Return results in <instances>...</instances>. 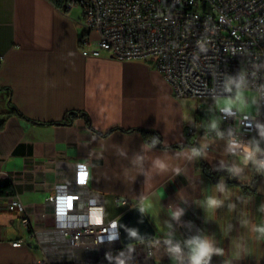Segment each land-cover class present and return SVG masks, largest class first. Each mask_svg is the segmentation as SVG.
<instances>
[{
  "label": "crops",
  "instance_id": "0c3cea01",
  "mask_svg": "<svg viewBox=\"0 0 264 264\" xmlns=\"http://www.w3.org/2000/svg\"><path fill=\"white\" fill-rule=\"evenodd\" d=\"M81 16L51 0H0V264H174L166 241L197 234L224 249L211 264H264L256 231L264 226V174L245 166L229 139L208 137L205 127L189 134L182 102L148 60L85 56ZM138 129L158 131L164 147ZM178 144L186 146L170 147ZM204 162L229 173L214 179ZM59 185L78 214L92 198L103 203L93 223L140 206L155 237L93 245L82 236L73 246L58 224L79 217L58 221L48 200ZM16 195L25 211L7 207ZM208 197L223 204L206 209Z\"/></svg>",
  "mask_w": 264,
  "mask_h": 264
},
{
  "label": "built area",
  "instance_id": "2783aa9c",
  "mask_svg": "<svg viewBox=\"0 0 264 264\" xmlns=\"http://www.w3.org/2000/svg\"><path fill=\"white\" fill-rule=\"evenodd\" d=\"M63 9L82 10L88 34L81 40L85 56H109L119 60H151L163 73L178 98L218 100L251 90L257 110L234 108L231 114L217 107L218 125L205 127L211 138L259 142L264 149V0H64ZM96 32L97 38L89 37ZM230 88V91H229ZM195 132L193 127L188 133ZM71 191L59 185L48 200L54 216L79 217L59 225L73 246L82 236L93 245L121 240L117 220L93 223L91 212L103 214L97 198L85 203L82 214L74 212ZM10 210L20 207L21 198L11 197ZM24 225L30 220L23 216ZM153 264H160L154 262Z\"/></svg>",
  "mask_w": 264,
  "mask_h": 264
},
{
  "label": "clouds",
  "instance_id": "9594fccd",
  "mask_svg": "<svg viewBox=\"0 0 264 264\" xmlns=\"http://www.w3.org/2000/svg\"><path fill=\"white\" fill-rule=\"evenodd\" d=\"M240 87L237 84L238 91L234 97L217 100V106L221 112L231 114L234 108L242 109L245 107L244 94L239 91ZM211 127L216 129L217 124L213 123ZM217 135L223 138V133L218 132ZM228 147L233 154L237 152L241 154L240 159L245 166L251 164L257 172L264 174V149L260 148L259 142L250 141L245 144L238 139H232L229 141ZM193 152L198 154L195 149ZM234 171L239 173L242 169L236 168ZM221 191H223L222 188ZM222 204V200L213 197H208L205 201L206 209H215ZM180 214H175L174 218L178 219ZM256 231L264 235V226L257 227ZM166 244L167 254L174 264H211L214 255L222 256L224 254V249L216 247L213 239L199 234L189 237L183 244L180 242L173 243L171 240L166 241Z\"/></svg>",
  "mask_w": 264,
  "mask_h": 264
},
{
  "label": "rangeland",
  "instance_id": "374dc122",
  "mask_svg": "<svg viewBox=\"0 0 264 264\" xmlns=\"http://www.w3.org/2000/svg\"><path fill=\"white\" fill-rule=\"evenodd\" d=\"M79 12H82L78 8ZM151 66L156 67L153 59L148 60ZM244 94L245 107L249 113H254L257 110L255 92L251 90L242 91ZM229 97H222L219 99H225ZM183 104L184 111L188 118L187 130L193 127L196 130H201L203 127H207L216 123L218 125L217 118V100L199 99V98H179ZM242 108V110L245 109Z\"/></svg>",
  "mask_w": 264,
  "mask_h": 264
},
{
  "label": "water",
  "instance_id": "95a60500",
  "mask_svg": "<svg viewBox=\"0 0 264 264\" xmlns=\"http://www.w3.org/2000/svg\"><path fill=\"white\" fill-rule=\"evenodd\" d=\"M117 223L124 245L152 240L156 234L152 223L140 206L130 208L117 219Z\"/></svg>",
  "mask_w": 264,
  "mask_h": 264
},
{
  "label": "trees",
  "instance_id": "16d2710c",
  "mask_svg": "<svg viewBox=\"0 0 264 264\" xmlns=\"http://www.w3.org/2000/svg\"><path fill=\"white\" fill-rule=\"evenodd\" d=\"M57 7H64L65 5V1L64 0H51ZM85 115L87 116V121L88 123L91 125V120L88 116L87 113H85ZM77 116V114L75 112H71L70 113V120L72 118H75ZM60 123V122H58ZM139 131L142 132L144 139L146 140V142L152 146H156V147H164L163 146V142H162V136L158 131L155 130H151V129H138ZM186 144H178V145H171L170 147H177V148H183L185 147ZM203 167L205 172L212 178H217L220 177L222 174L225 173H229V169L227 167H223L217 170H213L207 163H203ZM10 185H5L2 187V191L6 192V190L10 189Z\"/></svg>",
  "mask_w": 264,
  "mask_h": 264
}]
</instances>
